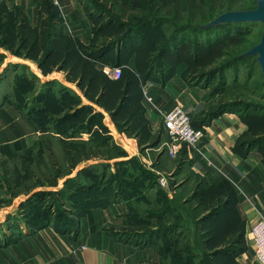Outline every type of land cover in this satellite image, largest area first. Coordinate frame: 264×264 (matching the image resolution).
I'll return each mask as SVG.
<instances>
[{
  "label": "rangeland",
  "instance_id": "rangeland-1",
  "mask_svg": "<svg viewBox=\"0 0 264 264\" xmlns=\"http://www.w3.org/2000/svg\"><path fill=\"white\" fill-rule=\"evenodd\" d=\"M86 1L95 15L96 27L99 23L106 24L111 20L114 22L106 34L116 37L124 33L126 27H118L120 29L116 27V23L122 22L137 29L134 36L137 38L136 42L140 41V57L147 53L146 57L150 60L147 68L142 67L139 77L143 79L147 69L158 72V76H163L178 68L188 82L209 89L213 100L211 99L210 105L203 113L211 112L223 103L231 105L210 120L226 113H235L247 126V130L237 140L243 138L244 142H248L252 139H264V114H257L264 112V76L257 55L243 56L260 42L263 23L233 22L226 27L219 25L210 29L205 28L207 23L224 12L254 9L257 6L256 0H100L106 6V12L110 13L108 15L111 17L110 21L106 16L100 17L92 2ZM45 19L47 20L48 16ZM46 20L39 19L37 27L44 31L45 28L42 26H45ZM168 41L172 47L165 54H161V48ZM2 44L0 42V47L9 54L28 58L37 63V66L33 64V68L24 63H7L4 67L7 54L0 51V101L14 103L28 116L33 115L39 124L36 125L39 136L35 148L27 155L20 153L10 159H0V208L10 205L20 194L28 195V199H31L37 191L55 192L54 196L36 209V204L23 208L25 201L22 202L15 218L22 216L30 231L36 232L45 225L43 228L50 227L58 233L71 235L77 239L82 229L81 219L83 217L90 219L92 215L84 210L77 211L66 201L62 202L63 193L60 192L65 189L67 179L77 176L79 168L82 170L90 166L99 167L103 163H110L108 172L118 176L119 181L122 179L127 181V178L138 180L140 176L137 173L140 172L131 169L130 172H126L125 178V174L119 170L120 166L116 165L122 160L112 158L115 151L110 149V146L96 144V148H89L86 145L74 144L78 140L81 143L88 141L79 138L87 130L76 134L74 139L73 130L68 129L69 136L61 134V130H65L66 126H56V120L64 116L67 110L73 109V105L90 106L82 102L83 97L89 98L100 107L99 111L94 112L95 115L98 114L95 129L102 134L100 136L105 137L106 134L109 135V128L104 129L107 127L104 111L109 110V119L110 116L114 118L110 109L113 106L115 110L121 94L113 90L104 99V92L99 90L100 82L97 81V73L93 67L89 69L97 83L90 88L88 81L82 79L85 67L72 66L64 53L60 52L49 58L42 66L45 49L39 45L34 48L33 41L22 50H19L22 45L19 40L16 44L11 43V46ZM115 51L114 49L109 53H116ZM119 51L121 52V46ZM26 52L30 57L25 54ZM97 61L102 62L97 64V68L102 69L113 79L111 81H116V78L105 71L116 67V61L110 63L100 58H97ZM126 65L125 62L120 67L125 69ZM53 71L66 75L68 80H75L81 75L76 83L81 90L80 94L66 91L67 87L62 82L58 83L57 78L42 82L41 72L47 75ZM213 71L218 72L213 74L211 73ZM123 76L124 74L119 79ZM34 106L37 110L30 114ZM246 112L249 117L246 116ZM202 117L205 115L199 114L197 119ZM88 118L89 114H84L80 122L76 117L74 125L83 123ZM119 123L122 124L121 121ZM70 124L71 122H68L66 125ZM122 125L124 128V124ZM113 128L116 132L123 130L117 122ZM162 129L165 130L164 127ZM90 134L92 137V132ZM166 134L171 139L167 132ZM170 143V140L166 142V146ZM254 150L264 164V147L256 145L252 147L251 152ZM170 177L161 173L156 175L153 184L148 180L147 187L129 182L116 189V193L111 195L112 202L94 207L108 208L114 203L121 204V217L112 212L102 229L115 239L131 242L139 249L141 246L150 245V256L147 257L150 259L146 260L148 264H260L255 254L251 227H247L244 218L240 220L235 217L236 198L231 195L229 197L231 192L227 187L203 188V182H198L197 179L194 192L190 194L184 190H176L180 184L175 183L177 180L172 181ZM224 202L227 204L222 213L206 217L212 208ZM50 205L52 211H55L52 223L63 224L60 226L65 227L66 231H59L58 225L54 227L53 224H43L47 221L44 219L46 216L35 215L36 211L43 207L46 209ZM37 223L41 226L35 227ZM5 228L7 227L0 226V235ZM162 228H167L168 234L156 233L153 236H145L149 231L158 232ZM240 235L243 236L236 246L237 249L226 250ZM219 249L225 250L217 253ZM136 256L140 254L135 255V258H138ZM126 263L127 260H124L123 264Z\"/></svg>",
  "mask_w": 264,
  "mask_h": 264
},
{
  "label": "crops",
  "instance_id": "crops-1",
  "mask_svg": "<svg viewBox=\"0 0 264 264\" xmlns=\"http://www.w3.org/2000/svg\"><path fill=\"white\" fill-rule=\"evenodd\" d=\"M4 1L9 9H22L32 28H37L39 19L46 20L48 16L42 4L44 0ZM52 1L59 12L58 18L53 20L55 37L64 50H78L76 54H68L70 58L67 55L71 65L78 64L80 54L82 58L85 57L82 50L91 48L95 15L90 16L86 0ZM62 38L73 41L66 44L63 42L61 45L64 40ZM0 51L7 54L4 67L7 63H24L31 68L37 66L33 60L9 54L3 47H0ZM135 56L126 67L132 73L138 74L140 58L136 59ZM178 70L172 69L169 73L158 76L156 80L148 79L141 83L137 81L136 86L146 90L152 97V102L140 93L138 100L130 99L126 103L125 109L116 119L111 116L109 119V110L105 109L104 121L109 128L111 143L124 151V154L112 158L125 161L138 157L153 177L156 178L161 173L170 175L172 181L177 180L175 183L180 184L176 190H184L190 194L194 192L197 179L198 182H203V188L231 187V196L236 198L235 217L240 220L244 218L247 227L252 228L259 219L264 218V164L255 150L245 156L235 150L237 139L247 130L237 114L226 113L204 124L205 136L199 148L180 143L173 157L166 146V142H171V139L168 138L166 129H162L165 128L162 112L180 104L190 113L193 121L200 123L201 119L197 117L207 109L212 99L209 89L191 84L183 77L182 71ZM130 76L134 77L133 74ZM80 77L81 75L75 80H68L66 75L53 71L47 75L41 72L40 78L42 82L57 78L58 83L62 82L67 90L80 94L81 90L76 84ZM131 82V79L127 80L125 77L119 83L121 87L113 88L107 84L104 91L109 93L116 90L121 94L127 90L132 91L135 85H128ZM82 102L92 107V113L100 110L89 98L83 97ZM110 111L113 112V106ZM128 117L134 119L140 128L132 134L118 130L116 132L113 128L116 122L124 123ZM90 133L91 131H87L79 138L89 141ZM38 136L37 126L27 113L14 103L0 101V159H10L20 153L27 155L35 148ZM27 199L28 195L20 194L10 205L0 208V226L7 227L0 235V264H123L124 260H127L126 264H148L146 260L150 259L147 258L150 256V245H140L139 249L131 242L115 239L102 229L112 212L121 217V204L114 203L108 208L91 209L93 219H81L80 235L74 239L71 235L58 233L50 227L40 228L36 232L30 231L22 216L15 218L20 204ZM138 253L140 256L135 258Z\"/></svg>",
  "mask_w": 264,
  "mask_h": 264
},
{
  "label": "trees",
  "instance_id": "trees-1",
  "mask_svg": "<svg viewBox=\"0 0 264 264\" xmlns=\"http://www.w3.org/2000/svg\"><path fill=\"white\" fill-rule=\"evenodd\" d=\"M90 1L92 2L94 9L98 10L97 14H99L100 17L106 16L108 21L111 20L110 19L111 17L108 16L110 13L106 12V6L103 5L100 0H90ZM42 4L44 5V9L46 8L45 10L48 13V19L46 20L44 31L43 29L39 27L32 28L30 24L28 23L27 17L25 16L22 9H20L19 7H14L12 9H9L6 2L4 0H1L0 1V42L3 43L2 45L4 46L5 45L11 46V43L16 44L17 40H19L20 43L22 44L19 50H22L23 48H25V46H30L31 41H33L34 48L35 46L39 45L40 47H43L45 49L44 50L45 54L41 61L42 66L45 65V62H47L49 58H52L53 56L59 54L60 52L65 54L66 60H69L70 55L68 54H71V53L76 54L78 53V50H70V49L64 50V48L59 46V40L56 39L55 37L56 36V32L54 29L55 23L53 21L55 18H58L59 16L58 8L55 6L52 0H44ZM88 11H89L90 16H94V13H92V8H90V6L88 7ZM113 23L114 22L111 20V22L106 23V24L99 23L98 27L94 26V35L92 38V42H91L92 45L90 48L91 50L89 51V49L84 48L82 52L84 55H86V57L82 58L81 57L82 55L80 54V59L77 61L78 64H75L72 66L85 67V71L83 70L84 74L82 76V79L83 81H88V85L90 88L93 87L97 83L94 78V75L91 73L89 69V67H93L94 71L97 73V76H96L97 81L100 82L98 86L99 90H101V92H104L103 93L105 96L104 99L109 94L104 91L105 86L108 87L107 84L117 83L118 85H110V86H112L113 88H119L121 87L119 83H122V80L125 77L127 78V80L131 79L132 82L129 83L128 85L134 84L135 89L132 91L127 90L126 92L122 94L119 93L121 94V97L119 98V102L115 110H113L112 112V115L116 119L117 114H119L121 111L125 109V105L128 101H130V99H133L134 101L138 100L140 97V93L141 95L146 97L143 89H140L136 86L137 81L138 83H141L142 81H147L148 79L156 80L158 79V72L151 70V69L149 70L147 69L146 71L145 69L146 72H145L144 78L142 79L141 77H139L140 73L134 74V72L132 73V71L129 68L125 67V69H122V75L124 74L123 78L122 79L118 78L116 81H111V78L108 77L102 69L97 68V64L102 63L100 61H97V58H100L102 61L104 60L106 62L110 61V63L115 60L116 61L115 66H122L125 64V62L127 64L130 60L134 58V55H136L135 56L136 59L140 58V62H139L140 71L142 70V67L147 68L150 63V60L148 59V57H146L147 53H144L145 55L140 57V41L136 42L135 40L137 38H135L136 36H134V33L137 31V29H134L131 25H126L123 22L116 23L117 28L126 27V29L124 33L120 34L119 36L117 35L116 37H114L112 34H106L108 30L111 28L110 25H112ZM230 25H232V23L222 24L219 27H226ZM62 39L64 40H62L61 45H63V42L66 44V42L73 41L72 39H69V38H62ZM119 46H121V52L119 51ZM171 47H172V44H170L168 41V43L161 48L162 49L161 54L162 53L165 54V52L167 50H170ZM114 49L116 50L115 51L116 53H113V54L109 53L111 50H114ZM25 54H28V53L26 52ZM67 55L69 58L67 57ZM60 57L62 56L60 55ZM216 72L218 71H213L211 73L214 74ZM131 74H133L134 77H131L130 76ZM230 107H231L230 104L228 105L224 103L220 104L213 111L202 113L205 115V117L201 118L200 123L193 121V125L195 127H203L204 124L210 122V119L214 117L215 114L219 113L221 110L226 111V109ZM72 108L73 109L67 110L64 116L56 120V124H55L56 126H66L65 130L64 129L61 130L62 131L61 134L65 136H69L67 135L68 134L67 131L68 129H70V130H73L72 133H73V136L75 137L76 134L78 135L82 131H86V130L91 131L92 137L90 138L89 141H85L81 143V141L78 140L74 144L86 145L89 148H96V144L110 146V149L115 151V154L113 153L114 156L112 157H115L116 155L118 156V155L124 154V151L122 149H120L117 145L111 143L112 138L109 135L106 134L105 137H102L100 136L102 134L98 133L96 129H94L96 124H98V122H96L98 118V114L95 115L94 113H92L93 109L91 106L83 105V106L77 107L76 105H73ZM32 109L33 110L30 112V114L33 111H36L37 107L35 108L34 106ZM84 114H89V118L85 120L86 122L83 121V123H78L77 125H74L76 121V117H78L80 122H82V116ZM257 114L263 115L264 112L257 113ZM30 116L29 118L33 121V123L39 126V124L37 123V119L34 118L33 115H30ZM246 116L249 117L247 112H246ZM68 122H71V124L66 125ZM122 124H124V128ZM122 124L118 122V125H121V127L123 128L122 131L128 132L129 134H132L133 131H135L137 128H140L138 126V123L135 124L134 119L130 117H128V119ZM125 127H129V129L127 128L125 129ZM104 129H107V127H104ZM256 145H261L264 147V139H258V140L252 139L248 142H244V139L241 138L240 140H238L235 146V150L245 156V155H248L251 152L252 147ZM116 165L120 166L119 170L125 174V178H127V175H126L127 171L130 172L131 169H136L138 172H140V173H137V175L140 176V179L138 180L136 179L137 180L136 181V180H129L127 178V181H123V179L119 181L118 176L112 174V172H108V170L110 169L109 167L111 166L110 163H103L99 165V167L90 166V168H84L80 170L77 176L67 179L65 189L62 192H60V193H63L61 195L62 202L66 201L69 204H72L77 209V211L84 210L85 212L91 213V209L94 208L96 205H104L105 203L112 202L111 195L113 193H116V189H118L120 186L123 187L125 186V184L131 182L133 185H137L140 183L142 187H147L148 180L150 181V184H153L155 180V177H153L152 174L149 171H147L146 168H144V166L140 163V160L138 157H133L130 160L120 161L116 163ZM109 175H111V177ZM146 176H150V177L147 178ZM96 181L97 183H95ZM228 190L231 192L232 188L229 187ZM54 194L56 193L52 191H48V192L37 191L33 198L28 199L24 202L23 208L32 206V204H36L35 206V209H36L38 208L39 205H41V203L46 202L47 199H49L52 195L54 196ZM62 202H60V205H59L60 207L62 206L61 204ZM226 204L227 203L224 202L218 205L217 207L212 208L211 211L206 215V217H212V216H216L222 213ZM229 204L230 202L228 203V205ZM46 209H44L43 207L39 211H36L37 213L35 215H38L39 217L46 216V218L44 219H46L47 221H45V223L43 224H46V225L53 224L55 225L54 227L58 225L57 228L58 230L60 229L59 231H66L67 229L65 227L60 226L63 224L52 223L54 219L55 211H52L51 205L47 207ZM40 226L41 225L38 223L37 225H35V227H40ZM43 227H45V225H43L40 228H43ZM156 233L165 235V234H168V229L162 228L158 232L149 231L145 233L146 234L145 236H148V235L153 236ZM242 236L243 235H240L237 239H235L234 240L235 243L228 245L226 250L228 251L236 250L237 249L236 246L237 244L241 242ZM224 250L225 249H219L217 253L224 252Z\"/></svg>",
  "mask_w": 264,
  "mask_h": 264
},
{
  "label": "built area",
  "instance_id": "built-area-1",
  "mask_svg": "<svg viewBox=\"0 0 264 264\" xmlns=\"http://www.w3.org/2000/svg\"><path fill=\"white\" fill-rule=\"evenodd\" d=\"M108 75L120 78L122 67L116 66L105 70ZM146 99L152 102V97L144 90ZM164 126L171 138L169 151L175 156L178 144L185 143L190 147L198 148L205 136L204 127H195L190 113L180 104H177L169 111L162 112ZM255 243V254L260 264H264V218L259 219L251 228Z\"/></svg>",
  "mask_w": 264,
  "mask_h": 264
},
{
  "label": "water",
  "instance_id": "water-1",
  "mask_svg": "<svg viewBox=\"0 0 264 264\" xmlns=\"http://www.w3.org/2000/svg\"><path fill=\"white\" fill-rule=\"evenodd\" d=\"M256 2L257 6L254 9L231 10L222 13L207 23L205 28L210 29L212 27L214 28L222 24L233 22L241 23L246 21H261L263 23V31L260 42L244 53L243 56L257 55L258 62L262 69V74L264 76V0H256Z\"/></svg>",
  "mask_w": 264,
  "mask_h": 264
}]
</instances>
